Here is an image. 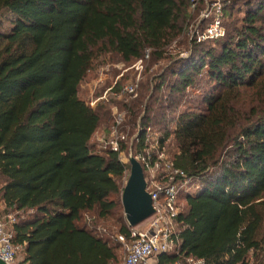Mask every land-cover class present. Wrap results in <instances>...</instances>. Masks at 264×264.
Wrapping results in <instances>:
<instances>
[{
    "label": "trees",
    "instance_id": "obj_1",
    "mask_svg": "<svg viewBox=\"0 0 264 264\" xmlns=\"http://www.w3.org/2000/svg\"><path fill=\"white\" fill-rule=\"evenodd\" d=\"M189 4L0 0V200L7 215L31 213L11 226L22 264L120 263L118 236L130 226L114 236L98 221L122 204L130 167L92 142L107 114L80 98V85L107 54L165 58ZM233 5L244 15L225 36L195 39L190 57L172 59L123 105L135 149L151 130L190 179L176 245L159 264H264V0H230L224 18Z\"/></svg>",
    "mask_w": 264,
    "mask_h": 264
},
{
    "label": "built area",
    "instance_id": "obj_2",
    "mask_svg": "<svg viewBox=\"0 0 264 264\" xmlns=\"http://www.w3.org/2000/svg\"><path fill=\"white\" fill-rule=\"evenodd\" d=\"M206 2L208 7L203 12L202 19L208 24L205 26L206 28L198 29L195 32L194 36H196L197 42L218 39L226 34L223 24V0H217L210 5L208 0ZM148 57L149 50H146L144 57L140 58L135 65L137 71L143 68V63ZM123 76L124 74L118 76L115 84L105 91L104 97L92 100L89 104L90 107L94 108L101 99H107L111 91H113L112 97L118 100L135 95L139 88L141 74H138L134 81L126 84L120 82ZM102 81L103 78H99L96 86ZM124 125L125 113L119 107L112 106V123L109 132L98 138L96 146L100 151L111 150L118 153L121 163L128 166L130 160L126 154L127 137L122 131ZM153 134L151 130H148L144 147L133 155L143 166L147 190L152 194L155 213L144 221L143 228L130 227V237L118 236V241L123 248L122 260L119 264H158L151 263V259L162 253L171 252L176 245L177 218L181 210L179 194L183 188L189 187L190 179L184 170L174 165L167 150L161 146L158 137H153ZM138 138L139 133L135 135V139L138 140ZM6 219L11 226L17 221L14 214L0 217V259L6 264H17V255L22 246L14 243L15 233L12 229L7 228ZM186 262L187 264H206L204 259L194 257L188 258ZM173 264L183 263L177 261Z\"/></svg>",
    "mask_w": 264,
    "mask_h": 264
},
{
    "label": "rangeland",
    "instance_id": "obj_3",
    "mask_svg": "<svg viewBox=\"0 0 264 264\" xmlns=\"http://www.w3.org/2000/svg\"><path fill=\"white\" fill-rule=\"evenodd\" d=\"M193 1L194 0H190L189 9H188L189 19L184 25L183 34L179 36L177 39H175L172 42L171 46L167 48L168 52L165 58L155 60L152 57L151 49H147L149 50V57L144 61L143 68L140 71H137L135 67L138 60L132 61L130 63H124L120 59L119 56L114 55V54H107L94 61L93 66L91 67V70L88 72V74L82 81L80 85V91H79L80 98L83 101H85V103L88 105L91 103L92 100H95L99 97H104L105 91L109 87L115 84L118 76L121 74H124V76L122 77L120 81L121 84H126L130 81H134L138 77V74H141V79L139 83V88L135 95L129 96V97L126 96L118 100L117 98L112 97L113 91H111L107 99L106 98L101 99L94 106L93 109H96L98 107H104V110L106 111L107 115H105V117L102 120L101 125L94 133L92 137L93 143L96 144L98 142V138L101 135L107 134L109 132V127L112 123V106L119 107V109L125 113V123H126L127 111L123 107V105L136 98L138 91L140 89V85L142 83L147 84L149 80H152L153 77L158 76L159 74L164 72L165 68L168 65H170V63H172L171 61L172 59L188 58L191 56L192 45L196 38V36H194L195 32L198 29L201 30L208 24L206 23L207 21L202 19V14L205 11V9H207L208 3L206 2V0H195V2ZM208 1L210 5V4H214L217 0H208ZM224 1L225 0H223L224 8H225L226 4L230 0H226L225 2ZM233 7L234 9H232L233 11L232 17H230L229 15H226V17L224 18L223 24H224L225 31L227 30L228 24L230 22L235 21V20H240L244 15L243 8L237 9L238 6L235 7L234 5ZM145 54H146V51L144 55ZM99 78H103V81L96 86V83ZM116 89H114V91H116ZM92 90H93V93H92ZM194 92L199 93V91H194ZM151 96H152V91H151V95H148L147 99L149 100ZM125 129H126V125L123 126L122 131L127 137L125 146L127 148L126 154L129 156L131 151L133 153L137 152V150L135 149V144H136L135 135L137 133L131 134L130 131L125 130ZM153 137H157V134H153ZM170 142H169L170 148L174 149L173 141L171 140ZM168 156H170L169 153H168ZM128 166L130 167V164ZM129 173L130 171L128 172V175H126V177L123 180V187L125 186L129 178ZM146 177L148 178L147 170H146ZM2 184H3V181L0 180V186ZM1 203L2 201L0 200V217H4V216H7V214L5 213L4 206ZM96 213H93V216H97ZM11 214L16 215L17 218L20 219L22 217L30 215L31 213L30 212H12ZM7 221L8 220L6 219L5 222L7 223ZM122 221L123 222L126 221V218H125L122 204H120V206L114 211V213H112L105 219L99 220L98 223H99V226L105 229L108 234L111 233L115 236L121 226ZM144 224L145 223L143 222L139 224L138 226H136V228L141 229L143 228ZM121 255L123 256V250H122ZM22 257H23V252L20 251L17 255L16 262L18 263L22 259Z\"/></svg>",
    "mask_w": 264,
    "mask_h": 264
},
{
    "label": "water",
    "instance_id": "obj_4",
    "mask_svg": "<svg viewBox=\"0 0 264 264\" xmlns=\"http://www.w3.org/2000/svg\"><path fill=\"white\" fill-rule=\"evenodd\" d=\"M130 174L122 191V204L126 221L136 227L155 213L152 194L147 190L145 173L141 163L129 154ZM0 264H6L0 259Z\"/></svg>",
    "mask_w": 264,
    "mask_h": 264
},
{
    "label": "crops",
    "instance_id": "obj_5",
    "mask_svg": "<svg viewBox=\"0 0 264 264\" xmlns=\"http://www.w3.org/2000/svg\"><path fill=\"white\" fill-rule=\"evenodd\" d=\"M3 206H4V204L3 203H1ZM5 217V216H4ZM3 218V217H2ZM6 226H7V228L8 229H12V227H11V225L10 224H6ZM22 260H23V257H22V259L17 263V264H22ZM121 260H122V255H121ZM121 262V261H120ZM151 262L152 263H158L159 264V256L158 257H154V258H152L151 259Z\"/></svg>",
    "mask_w": 264,
    "mask_h": 264
}]
</instances>
